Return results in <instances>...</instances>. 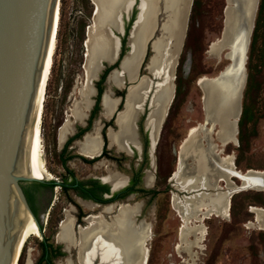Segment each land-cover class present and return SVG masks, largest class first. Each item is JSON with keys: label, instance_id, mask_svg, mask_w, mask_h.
<instances>
[{"label": "bare ground", "instance_id": "6f19581e", "mask_svg": "<svg viewBox=\"0 0 264 264\" xmlns=\"http://www.w3.org/2000/svg\"><path fill=\"white\" fill-rule=\"evenodd\" d=\"M91 1L95 7L91 18L92 25L87 29V39L84 42L86 49L83 63L85 82L79 88V99L73 102L72 108L69 110L73 121L79 123L84 122L91 104L94 89L90 81L96 78V72L100 68L99 60L110 61L116 52V39L107 27H112L117 32L121 31L119 11H124L130 0ZM232 1H225L221 37L211 43L208 52L217 55L221 49H227L225 57L232 56L229 69L236 70L240 54H242V16L244 12H249L251 9L252 0H239L236 10L231 8ZM190 5L191 0H138L137 2V16L128 37L129 49L124 52L120 67L122 75L130 79L129 82L137 81V83L130 85L127 89L124 108L116 119L118 129L115 132L109 130L107 133L109 143L116 146L118 150H125L126 142L138 145L134 120L136 114L138 115L142 110L141 104L146 101L149 103V111L145 127L151 138V149L155 145L161 123L172 100L174 70L186 31L187 12ZM59 12V0H57L50 22L53 49L42 75L35 104L34 132L27 140L30 176L42 178H53V174L48 170L43 159L41 119L46 84L56 49ZM160 12L165 16L158 25L157 15ZM122 16L124 18L125 15ZM155 29L159 31L158 35L154 34ZM148 45L151 56L146 63L147 75H140L137 79V70L144 60ZM232 65L235 66L232 67ZM150 76L153 80L157 78L158 81L149 80ZM121 78L119 71L113 68L109 71L105 84L120 86ZM206 79V76L200 77L198 85L203 93L201 97L203 114L211 124L206 128H203L202 124H196L190 128L187 137L183 139L179 151H177V169L171 178L174 185L182 190H192L196 186L202 188V190L198 189L188 195L173 193L171 197L172 209L181 220L175 249L186 251L192 257L195 252L190 248L194 246L197 249L200 248L201 239L205 234L204 226L200 220L211 214L222 217L228 215L231 193L239 188L231 176H235L241 181V189L254 188L264 193V184L259 183V179H256V174L264 173V171L246 169L242 173L243 171L236 169L232 155L221 156L220 148H217L210 139V134L214 130L212 124H215L217 129L213 134L220 145L227 142L235 144V121L229 119L231 117L235 119L239 112L236 102L238 97L236 78L232 76L214 78L213 84L209 86L205 84ZM107 87L105 86L102 97V115L105 117H108L116 104V100L108 93ZM71 123V120L66 119L59 127L58 141L60 145L73 132L74 127ZM97 125L96 122L93 129L85 133L82 140L76 142L78 152L86 157L95 156L100 150L101 142L97 134ZM184 158H188L190 161L184 162ZM99 164H103V161H100ZM107 171L104 180L109 181L112 188L123 184L125 181L123 176L109 169ZM153 181V172L147 170L144 176L145 184L150 186ZM219 181H222L223 185H220ZM90 203L84 201L82 205L91 209L93 203ZM72 210H64V217L60 221L56 240L62 243L66 249L73 248L75 250L74 259L76 262L67 257L63 264H91L95 260H100L97 264H145L151 228L144 218L136 220V216L141 211V203L108 205L97 214L88 213L84 218L85 224L80 226L75 225V217L71 214ZM251 211L255 215L254 222L258 228L264 229V208L252 207ZM40 233L34 218L27 213L24 228L19 232V244L13 251L10 264H17L27 238L31 235L40 237ZM29 256L28 252L25 264H31Z\"/></svg>", "mask_w": 264, "mask_h": 264}, {"label": "rangeland", "instance_id": "374dc122", "mask_svg": "<svg viewBox=\"0 0 264 264\" xmlns=\"http://www.w3.org/2000/svg\"><path fill=\"white\" fill-rule=\"evenodd\" d=\"M225 1H191L186 31L174 70L173 97L151 152L152 161L153 156L155 161V177L152 185L145 188H151L154 192L138 191L133 198L141 202V213L137 218H144L151 228L145 264H264V229L258 228L254 222L255 215L251 211L252 207L264 208V193L254 188H244L232 193L227 217L211 214L200 220L205 234L201 239L200 248L197 249L195 246L190 248L195 252L193 257L186 251L175 249L181 220L172 209L171 197L175 192L178 195L188 192L177 189L169 175L175 168L179 143H182L190 128L201 122L204 115L201 108L202 91L198 85L199 78L216 74L227 61V57L223 55L224 49L217 55L208 52L211 43L218 40L224 25ZM192 6L193 10H191ZM94 7L95 4L91 0H59L56 49L46 84L41 119L43 159L53 178L58 181L70 182L68 180L72 176L81 180L99 179L105 174V166L112 168L109 162L112 156L120 153L109 149V154H104L103 164L100 165L95 164L98 157L96 160H90L81 155L73 141H69L66 145L63 143L60 145L58 141L59 127L66 119L72 121L73 127L78 128L81 124L73 121L69 110L73 102L79 99V88L85 82L84 42L87 39V29L92 25ZM134 11L133 6L132 16L124 21L123 34L116 33L120 40L125 39L126 29ZM164 16L162 12L157 15L158 25ZM158 33V29H155L154 34L158 35ZM127 49L128 47L122 43L120 54ZM145 52L144 60L138 69L141 75H147L146 63L151 56L149 45ZM244 66L245 78L236 119L237 142L220 145L215 138V131L213 130L214 134H210V139L217 148H220L221 156L232 155L236 169L241 171L264 169V0H257ZM148 79L153 80L151 76ZM153 81L158 79L155 78ZM95 82L96 79L93 80V83ZM108 85L111 84L105 85L101 81L99 83L101 89ZM111 88L114 91L113 85ZM143 107L146 110V102ZM140 114L143 117V114ZM96 116L97 114L94 118ZM138 133L140 140L145 138L146 135H143L141 130ZM129 159L122 160V164L118 166L120 171L125 173L129 170L123 164L129 166ZM189 161L188 158L184 159V162ZM148 162L149 157H146L143 167L149 168ZM231 179L238 184L237 177L231 176ZM32 184L41 197V201L36 203L37 221L41 233L40 237L31 235L27 238L25 248L18 257V264L26 263L28 252L32 264L37 262L44 264L41 255L42 240L51 242V246L61 247L55 238L60 221L64 217V210L72 208L69 203L80 210V213L82 209L88 210L75 201L70 186ZM219 184L223 185V182L219 181ZM77 221L81 223L79 219ZM62 260V256H54L52 264H63Z\"/></svg>", "mask_w": 264, "mask_h": 264}, {"label": "water", "instance_id": "95a60500", "mask_svg": "<svg viewBox=\"0 0 264 264\" xmlns=\"http://www.w3.org/2000/svg\"><path fill=\"white\" fill-rule=\"evenodd\" d=\"M256 1L257 0H252L251 9L249 10V12H244V15L242 16V54H240V59L236 65V70L229 69V64H231L232 62V56H230L229 58H226V63L223 64V66L216 72V74L212 76H206L207 79L205 80V84L209 86L213 84L212 81L214 78L219 79L226 76H232L236 78V92L238 93L236 101L237 105L239 104L241 89L245 78L244 63L246 59L248 38L253 23L252 18H254L253 14L256 9ZM56 2L57 0H0V264H10L13 251L19 244V232L24 228L27 213L34 218L38 228H40L39 223L31 210L32 182L52 180L54 181V183H57V180L54 178L30 176L27 152V140L34 132L33 124L35 122V116H33V113L41 84L42 75L53 49L50 34V22L51 17H53V11ZM137 2L138 0H130L124 11H119V21L121 29L120 32H117V30L113 29L112 27H107L109 32L116 39V52L114 54V58H112L110 61L99 60L100 68L96 72L95 79L98 78L99 74L105 67L110 66L104 75L103 82L105 83L109 71L113 68L117 69L122 78L120 86L116 85L114 87H116L117 89L123 88L124 92L123 95H114V91L111 88V85L107 87L108 93L111 96L116 97V104L108 117L102 116L105 119L111 117L120 100L121 106L124 104V99L128 87L132 84L137 83V81L135 83L129 82L130 79L122 75V70L120 69V67L122 56L124 53L120 54V37L116 34H123L124 21L128 19L131 13V9L134 6L135 11L129 26L126 29L124 39V45L128 47V37L130 36L131 26L137 16ZM238 4L239 0H233L231 8L236 10V6ZM123 14L125 15L124 18L122 16ZM220 37L221 30L218 39H220ZM223 49H221V51L223 50L224 55L228 50L225 48ZM137 73H139L138 70ZM93 80H91L90 82L94 89L93 95H95L96 87L93 83ZM197 80L198 77L196 78V83ZM104 90L105 87H103L99 96L100 109L102 108L101 98ZM202 95L203 93H201V97ZM93 102L94 98L91 97V104L89 105V108L91 107ZM144 103L141 104L142 107ZM148 106L149 103L146 102V108ZM119 110H121V107L116 109L112 116L113 124L115 125L114 129L108 127L107 130L109 128L112 130H115L117 128L115 118ZM237 117L238 116H236L235 119L233 117L229 119L230 121H235V133ZM136 118L137 114L135 116V119ZM99 119L100 117H97V121H99ZM84 123L85 119L84 122L80 125H83ZM198 124H202L203 128H206L210 126L211 122L207 120L203 115L201 122H198ZM100 125L101 124L98 125V128L100 127ZM212 127L214 128V131L217 129V126L215 124H212ZM98 128L97 134L102 145L103 140L101 134L98 132ZM134 129L137 135L135 122ZM86 131L87 130H85L81 134V136H83ZM147 137L149 157H151L150 155L153 147L151 149L152 145L148 136V132ZM234 139L236 143L237 138L235 134ZM181 144L182 143H179L178 147ZM106 145L112 146L108 141ZM125 147L130 150L132 145L126 142ZM114 149L118 150L115 146ZM88 158H94V156H90ZM177 160L178 155L176 154V162ZM176 169L177 166L175 164V168L170 173L169 178L173 177L174 171ZM257 170L264 171L263 169ZM244 172L245 170L242 173ZM256 175V179H259L258 182L264 184V173L261 172L260 174ZM240 182L241 181L239 180V188H237L236 191L241 189ZM200 187L201 186H196L192 190L184 191L190 194L198 189L202 190V188ZM110 189L113 190L114 188L110 187ZM176 194L178 195V193ZM131 196L132 195L129 194L127 195V198ZM62 247L64 248V246ZM65 250L68 251L69 249ZM70 254L71 252L68 253V257L72 259L73 257H71ZM98 262H100V260H95V264H97Z\"/></svg>", "mask_w": 264, "mask_h": 264}, {"label": "flooded vegetation", "instance_id": "af4514ba", "mask_svg": "<svg viewBox=\"0 0 264 264\" xmlns=\"http://www.w3.org/2000/svg\"><path fill=\"white\" fill-rule=\"evenodd\" d=\"M131 16H132V13H131L130 17ZM124 29H125V27H124ZM122 43L124 45V40H122V38H121L120 44H119L120 49H121ZM105 68H104V70H105ZM104 70H102V72L99 74L98 78L96 79V82L94 83L95 87H96V94L93 97L94 98L93 104L88 109L87 116L85 117V123L83 125H79L78 128L74 127L73 128L74 131L70 134L69 137L68 136L66 137L63 144L66 145L69 141H73L75 144H77L76 143L77 141L83 139L82 138L83 136H81V134L85 130H87L85 133H88L89 131H91L93 129V127L95 126V123L97 122L98 125L101 124L100 127L98 128V132L101 134L103 142H102V145L100 147L99 154L97 153L98 155L94 156V158H90V160H96V158L98 157L99 159L96 160L95 164H99V162L103 161V158H105L104 154H106V153L109 154V149H112L114 152H120L119 155H113L112 156L113 158H111V161H109L110 164L112 165V168L111 167L108 168L107 166H105V174L102 175L101 177H99V179L86 178L84 180H81L79 178L72 176L68 180L70 182L63 181V180H60V181L57 180V183L50 184L49 183L50 180H46V181L40 182V184H39V185H47V186H54V185L70 186V188L73 191L75 201L78 204L82 205V203L84 201L89 202V203L91 202L90 204L93 203L92 208L88 209L89 212L86 209L85 210L82 209L81 213H80V210H77V208L73 204L69 203V205L72 206L71 210L73 209L72 211H73V216L75 217V225H77V226L83 225L85 216L88 213H91V211L92 212L94 211L93 213L97 214L99 211L103 210V207H106L108 205H115L116 206V205L122 204V203L127 204V203L140 202L138 200L133 199L134 195L138 191H147V192H151V193L154 192L153 189H151V188H145L146 185L144 182V176L146 174V171L150 170L154 174V166H155L154 156H153L154 164L152 161V156L150 155L151 157H149L148 137H147L148 131H147L146 127H144L149 108L147 107L145 110V107H142V110L140 113L143 114V117L139 113L140 117L138 114L137 118L134 120L135 125H136V131H137V135H136L137 143H138L137 146L130 143L132 145V147L130 150L126 148L125 149L126 153L124 150H115L113 145L107 146L106 145V143L108 141L107 133L109 130L114 129V127H115V125L113 124L112 116H113V113L115 112V110L119 108V106L121 104V100L118 103V105L116 106V109L114 110V112L112 113L110 118L105 119L102 117L103 115H102V108L100 109V105H99V96H100V92L103 88L101 89V87L99 86V83H100V81L102 83H104L103 82L104 76H103V78L101 77ZM98 87H100L99 92H98ZM123 92H124L123 88L117 89L115 87V89H114V95H117V94L123 95ZM102 97H103V94H102ZM111 97L116 100L115 96H111ZM125 98H126V96H125ZM96 99H97V101H96ZM146 102H148V101H146ZM124 103H125V99H124ZM101 107H102V98H101ZM123 107H124V104L121 106V110H119L117 112L115 122H116L118 114L120 113V111L123 110ZM100 111H101V113H100ZM95 112H96L97 116L94 118V116L96 115ZM144 115H145V118H144ZM97 117H100L99 121H97ZM143 118H144V125H143ZM108 127H111L112 129L109 128L107 130ZM116 127H117V123H116ZM117 129H118V127L112 131L115 132ZM106 130H107V132H106ZM140 130L143 133V135L144 134L146 135L145 138H142L141 140L139 138L140 135L138 133V132H140ZM105 132H106L107 138L105 136ZM148 136H149V132H148ZM149 139L151 141L150 136H149ZM139 143H140V146H139ZM150 151H151V149H150ZM152 152H153V150H152ZM146 157H149V162H148L149 168L143 167V163H144ZM124 159H129V161H130L129 166L126 165L125 163H123L129 169L125 173L118 169L119 164H122V160H124ZM132 159H135V160L133 161ZM107 169H109L113 172H117V174L123 176L124 180H125L123 182V184H121L119 187H116L113 190H111L110 187H113V186H111L112 184H110V182L107 181L106 179L104 180V178L108 172ZM154 177H155V174H154ZM64 180H66V179H64ZM139 183H142V185H140ZM129 194H131L132 196L127 198V195H129ZM132 199H133V201H132ZM40 201H41V197H40V195L37 194L36 190L34 189V185L32 184V206H31L32 208L31 209H33V213H34L36 219H37L36 203H39ZM140 213H141V211H140ZM108 216H107V218H108ZM78 219L81 221V223H78V221H77ZM140 219H141V217L137 218V216H136V220H140ZM55 240H56V238H55ZM41 243L43 245L41 255H42V259H44V264H52V258L54 256H57V255L62 256V258H63L62 262L65 263L64 261L68 257L69 252H71L70 256L73 257L72 260L75 261V259H74L75 258V256H74L75 250L73 248L66 251L65 250L66 248L65 247L63 248L62 246H64V245L60 242L59 243L61 244V247L59 245L51 246V244H50L51 242H46L45 240H42ZM37 263H33V264H37ZM92 263L95 264V261Z\"/></svg>", "mask_w": 264, "mask_h": 264}, {"label": "trees", "instance_id": "16d2710c", "mask_svg": "<svg viewBox=\"0 0 264 264\" xmlns=\"http://www.w3.org/2000/svg\"><path fill=\"white\" fill-rule=\"evenodd\" d=\"M194 9V7L192 6V9L191 10H193ZM109 67L110 66H107L106 68H105V70H104V72H103V74L101 75V77L103 78V76H104V74H105V72L109 69ZM249 73V76H250V72H248ZM101 78V79H102ZM100 91V87H98V92ZM96 101H97V99H96ZM97 104V103H96ZM32 183H35V184H40V182H32ZM50 184H53L54 183V181H52V180H50V182H49ZM32 208V207H31ZM32 210V212H33V209H31ZM17 264H18V262H17Z\"/></svg>", "mask_w": 264, "mask_h": 264}]
</instances>
